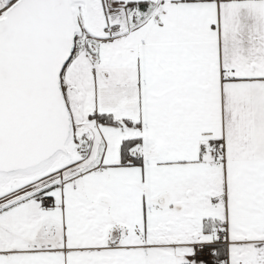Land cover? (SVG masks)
<instances>
[{"label": "snow or ice", "instance_id": "snow-or-ice-1", "mask_svg": "<svg viewBox=\"0 0 264 264\" xmlns=\"http://www.w3.org/2000/svg\"><path fill=\"white\" fill-rule=\"evenodd\" d=\"M0 264H264V0H0Z\"/></svg>", "mask_w": 264, "mask_h": 264}]
</instances>
